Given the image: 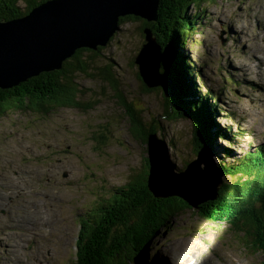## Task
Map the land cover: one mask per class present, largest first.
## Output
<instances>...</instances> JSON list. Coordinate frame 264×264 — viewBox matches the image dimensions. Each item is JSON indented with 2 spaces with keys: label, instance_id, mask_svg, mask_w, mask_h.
<instances>
[{
  "label": "rangeland",
  "instance_id": "obj_1",
  "mask_svg": "<svg viewBox=\"0 0 264 264\" xmlns=\"http://www.w3.org/2000/svg\"><path fill=\"white\" fill-rule=\"evenodd\" d=\"M19 4L24 8L23 1ZM202 7L199 30L184 50L197 76V90L214 95L210 99L219 109L214 129L237 135L230 144L220 135L215 140L210 129L209 160L234 163L246 151L264 147V0H215ZM189 10L193 14L200 6L192 4ZM139 25H120L90 63L99 70L113 64L118 93L100 78L78 73L81 101L94 107H62L45 115L19 110L0 118V264H47L37 253L46 252L44 246L53 247L58 238L48 264H70L81 218L114 188L144 172L147 145L132 133L126 106L117 94L126 96L146 126L154 124L155 133L169 142L179 169L197 157L192 120L164 117L169 101L163 90L141 87L133 62L144 41ZM230 147L233 153L227 155ZM200 166L195 164L197 175L209 184L217 181L216 170L212 173L205 163ZM230 230L203 219L197 209H186L164 227L148 264H259ZM33 239L37 244L29 248Z\"/></svg>",
  "mask_w": 264,
  "mask_h": 264
},
{
  "label": "trees",
  "instance_id": "obj_2",
  "mask_svg": "<svg viewBox=\"0 0 264 264\" xmlns=\"http://www.w3.org/2000/svg\"><path fill=\"white\" fill-rule=\"evenodd\" d=\"M21 1L25 3L24 8L19 4ZM45 1L0 0V20L22 17ZM207 1L215 0H160L157 20L132 14L119 17L120 25L140 23V35L144 38L142 45L146 42V30H152L162 46L161 71L167 75L175 95L167 97L163 88L149 87L135 62L137 55L133 62L138 67L137 76L141 87L146 91L163 90L166 100L170 102L165 104L164 117L172 118L173 115L175 119L186 117L192 120L197 148V157L193 160L201 158L203 152L208 160L213 155V147L206 142L210 129L215 140L220 135L224 140L229 139L230 144H234L237 136L230 133V129H214L217 127L215 118L219 113L217 103L210 99L214 95H203L197 90V76L184 50L189 37L199 30L198 21L202 19L200 12L202 9L205 12L202 5ZM192 4H198L200 10L190 14L189 7ZM103 48L101 45L98 49L78 48L63 60L61 68L43 71L12 88H0V118L5 113L19 110L45 115L62 107H94L95 104L81 101L83 90L77 79L78 73L100 78L118 93L119 80L113 64L100 70L99 66L90 64ZM117 97L126 106L132 133L142 138L147 145L150 135L158 132V129L154 124L146 126L139 117V109L129 103L126 96L120 93ZM204 148L209 149L207 153L200 151ZM232 153V148H228L227 155ZM144 160V172L129 180L125 186L114 188L107 199L101 200L81 218L76 252L70 264H148L150 251L164 227L182 215L183 211L192 208L179 197L157 198L147 185L150 160L147 156ZM212 163L211 168L219 173L222 182L216 198L200 204L198 214L210 222L228 225L231 234L240 240L243 250L257 259L259 264H264V147L259 145L252 151H246L236 157L234 163L225 159L218 164ZM223 176L230 177V180L223 179ZM152 264H156L155 261Z\"/></svg>",
  "mask_w": 264,
  "mask_h": 264
},
{
  "label": "water",
  "instance_id": "obj_3",
  "mask_svg": "<svg viewBox=\"0 0 264 264\" xmlns=\"http://www.w3.org/2000/svg\"><path fill=\"white\" fill-rule=\"evenodd\" d=\"M159 5L160 0H47L22 17L0 20V88H12L43 71L61 68L78 48L106 46L119 30L122 15L157 20ZM145 33L146 42L135 60L140 74L149 87L161 86L167 97L175 95L161 71L162 46L152 30ZM147 146V185L157 198L179 197L195 209L216 198L222 178L209 184L197 175L195 164L201 163L213 173L204 152L199 161L179 169L165 138L152 133Z\"/></svg>",
  "mask_w": 264,
  "mask_h": 264
},
{
  "label": "bare ground",
  "instance_id": "obj_4",
  "mask_svg": "<svg viewBox=\"0 0 264 264\" xmlns=\"http://www.w3.org/2000/svg\"><path fill=\"white\" fill-rule=\"evenodd\" d=\"M159 13V12H158ZM127 16V15H126ZM214 141V140H213ZM185 254H187V253H185ZM177 255V254H176ZM188 256H189V258H190V255L189 254H187ZM172 261H176L175 259H171ZM189 263V262H188ZM190 264H191V262H190ZM194 264V263H193Z\"/></svg>",
  "mask_w": 264,
  "mask_h": 264
}]
</instances>
